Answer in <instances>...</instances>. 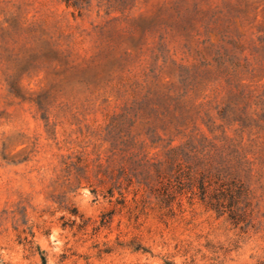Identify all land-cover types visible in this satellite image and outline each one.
Instances as JSON below:
<instances>
[{
    "label": "rangeland",
    "instance_id": "obj_1",
    "mask_svg": "<svg viewBox=\"0 0 264 264\" xmlns=\"http://www.w3.org/2000/svg\"><path fill=\"white\" fill-rule=\"evenodd\" d=\"M44 260L264 264V0H0V264Z\"/></svg>",
    "mask_w": 264,
    "mask_h": 264
},
{
    "label": "trees",
    "instance_id": "obj_2",
    "mask_svg": "<svg viewBox=\"0 0 264 264\" xmlns=\"http://www.w3.org/2000/svg\"><path fill=\"white\" fill-rule=\"evenodd\" d=\"M200 184V189L204 196L203 201L207 203L209 208L219 213L230 208L233 214L230 216L231 220L236 223L242 222V217L239 215L241 212L240 205L244 199L248 200V190L243 183L233 181L231 184H221L213 191H210L212 185L210 183L206 185L205 179L200 181ZM43 264H47L45 260Z\"/></svg>",
    "mask_w": 264,
    "mask_h": 264
}]
</instances>
